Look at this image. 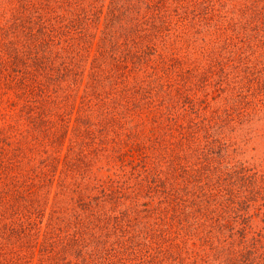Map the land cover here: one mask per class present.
<instances>
[{
  "label": "trees",
  "instance_id": "16d2710c",
  "mask_svg": "<svg viewBox=\"0 0 264 264\" xmlns=\"http://www.w3.org/2000/svg\"><path fill=\"white\" fill-rule=\"evenodd\" d=\"M130 1L110 0L107 5L109 22L120 27L103 37L94 58L103 60L88 69L94 88L78 111L98 113L88 117L77 112L73 117V140L71 136L63 156V164L69 160L73 165L66 170L71 173L59 175L58 190L52 193V185L46 191L41 183L33 189L41 174L24 183V189L14 184L10 197L0 195V264H193L189 258L197 254L190 247L192 237L201 238L203 250L215 254L208 264H264V225L252 231L253 214L248 211L257 197L264 204V173L235 159L231 133L250 119L233 114L227 104L240 103L250 92L249 84L258 94L257 109L264 105V53L256 54L252 44L250 53L241 55L245 61L231 66L221 62L232 52L228 46H212L197 51L207 56L200 67L166 62L161 53L164 62L157 66V57L149 56L140 43L155 46L146 14L153 20L162 0H135L132 8ZM96 4L79 0L77 16L68 25L63 23L68 18L39 14L26 23L14 18L13 30L1 28L0 58L8 68L5 87L23 98L27 111H52L44 102L56 107L54 111L74 109L67 101L57 105L56 95L73 89L79 72L63 62L54 65L57 57L50 46L64 27L82 32L85 25L75 20H86L88 8ZM208 8L216 15L213 6ZM212 19L203 17L202 22ZM212 26L217 35L223 30ZM187 33L174 37L189 40ZM210 78L221 94L228 92L226 97L221 95L219 105L203 100L196 104L199 93L190 81L198 79L204 86ZM104 85L109 96L115 93L111 106L104 96L97 100L105 95ZM103 153L111 157V174L92 188L85 185L86 191L80 182H70L80 158L88 157V163L91 155ZM58 157L46 154L37 168L45 172ZM7 164L14 166L12 161Z\"/></svg>",
  "mask_w": 264,
  "mask_h": 264
},
{
  "label": "rangeland",
  "instance_id": "374dc122",
  "mask_svg": "<svg viewBox=\"0 0 264 264\" xmlns=\"http://www.w3.org/2000/svg\"><path fill=\"white\" fill-rule=\"evenodd\" d=\"M109 1L97 0L94 7L88 8L86 20L84 17H82V21L75 20L85 25L82 32L77 31L78 28L70 27L67 29L64 27L63 34L54 36L51 42L50 48L57 57L53 64L57 65L63 62L64 65H68L79 72L75 86H72L73 89L67 90L65 88L60 95H56V97L58 96L56 98L57 105L67 101L74 106L73 110L54 111L56 107L49 102H44L43 104L47 107L39 106L41 108L50 107L52 111H27L28 106L23 98L17 97L13 89L5 87L4 79H6L8 68L3 63L4 59L0 58V195L10 197L17 186L22 185L19 189H24L25 187L22 188L24 183H30L33 181L32 178H38L41 174H43L42 180L37 181L35 179L32 184L33 189L36 190V185L39 183L45 184L42 191L48 190V186L52 185V189H50L52 193L58 190L59 175L71 173V171L66 170L72 168L73 165L70 164L69 160L63 164V156L69 152L71 136L73 140L74 133L71 132L74 127L73 117L77 112L88 115V117H93L98 113L97 111H78L81 103L88 99L94 88L88 76V69L96 67L97 63L103 60L102 57L94 59L99 55L98 50H100L103 37L113 30H116L117 33L120 27L118 22L115 25L109 22L107 7ZM130 3V8H132V5L137 2L132 0ZM154 3L152 2V4ZM77 4H79V0H0V30L6 27L13 30L14 18L26 23L28 19L35 18L39 14L42 15V18H46L47 14L52 19L54 16H57L56 19L68 18V21H63L64 24L68 25L69 20L77 16ZM156 4L159 7L153 10L155 12L153 20L148 18L149 13L146 14L147 28L154 34L155 46L145 44L142 41L140 47L149 52V56L157 57L155 59L157 66L165 60L166 62L172 61L178 66L196 65L200 67L205 60L203 57L205 55L202 56L197 51L210 49L212 46H228L232 52H226V55H229L227 59L225 58L221 62L231 66L245 61L242 60L241 55L250 53L249 49H251L252 44H254L256 54L264 53V0H162ZM208 6L215 8L214 13L216 15L212 14L213 11L208 12ZM185 8L187 10H183ZM141 9L143 11L145 7L142 6ZM211 16L213 19L210 22H202L203 17ZM140 21H144L142 17ZM214 23L223 26L219 35L212 30ZM18 28L21 30V24ZM184 32H188L189 40L183 38L180 41L178 37H174L175 35L183 36ZM2 34L0 31V40L4 38ZM223 42L225 43L222 44ZM17 45L19 47V44ZM23 45L27 46L24 43ZM121 49L120 47L119 50ZM238 51L243 53L236 55ZM159 53L165 56L163 60L159 59ZM151 61L153 60H150L149 65L156 66L155 62ZM214 78L207 80V84L204 86H200L202 84L198 79L190 81L192 90H197L198 92H196L199 93L195 101L196 104L200 100L212 101L215 105L223 102L221 95L226 97L228 92L225 91L221 94L219 89L216 90L218 86L215 85ZM245 86L250 87V92L240 100V103L239 101L236 103L227 101L229 111H233V114L240 117L250 119L231 133L234 142V157L248 165L252 171L264 173V105L257 109L260 105L258 94L254 93L249 84H245ZM103 89L105 95L101 94L97 100L104 96L103 100H106V103L111 106L115 93L109 96L105 85ZM236 99L238 98L236 97ZM66 120L69 121L68 124L67 122L64 123ZM107 152L109 153V151ZM46 154L48 158L59 154L58 160L60 162L53 159L55 164H51V161L48 168L44 169L45 172L41 173L37 167L44 164ZM75 158L76 156L72 160L74 161ZM72 160L71 163H73ZM87 160L88 157L78 160L77 166L74 167L75 177L70 178V182H80L83 191L88 190L85 185L92 188L99 178H106L115 169L112 167L111 157L107 153L97 157L91 155V161L86 163ZM10 161L14 166L10 165L8 168L7 163ZM33 169L36 172H33ZM258 173L256 174L258 175ZM79 178L84 179V181H79ZM257 179H259L258 176ZM14 184L17 186L13 187ZM69 193L72 194L71 191ZM49 197L51 203L53 199L50 194ZM262 202L261 198L257 197L256 202L248 209L249 213L253 214L251 218L253 221L252 231L255 232L262 229L264 225L261 213L264 211ZM243 206L247 209L245 203ZM241 211L244 212L243 209ZM247 238L249 239L250 236ZM203 240L205 241V239ZM190 247L193 249L192 252L195 251L194 253L197 254L196 259L189 258L193 264H208L212 262L211 257H215L213 252L203 250L201 238L192 237ZM258 251L261 252V248H258Z\"/></svg>",
  "mask_w": 264,
  "mask_h": 264
}]
</instances>
